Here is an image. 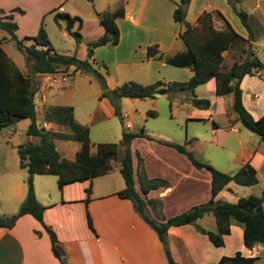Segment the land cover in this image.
I'll list each match as a JSON object with an SVG mask.
<instances>
[{
	"label": "crops",
	"instance_id": "crops-1",
	"mask_svg": "<svg viewBox=\"0 0 264 264\" xmlns=\"http://www.w3.org/2000/svg\"><path fill=\"white\" fill-rule=\"evenodd\" d=\"M28 1V6L25 5L23 9L21 7L13 8L21 9L23 14H25L27 13V7L38 6L36 3L37 0ZM45 1L49 2V0ZM50 1L52 3L47 6L48 9L46 11L49 12L59 7L60 13L66 14V11L61 5L63 0ZM197 2L198 0H191L187 8V23L195 25L198 18L204 12H212L214 10L221 12L230 22L225 10L221 8L222 5L223 7L224 5L231 6L227 0H203L198 11L190 19V12H192L191 10ZM177 4L178 2H173L172 0H123L122 6L111 8L110 12H115L120 9L125 12L124 18L117 20V25L120 30V42L118 45L108 44L97 48L93 60H91L99 72H103L104 69L103 67H98L96 63L97 55L103 58V63L111 62L114 69L113 73H110L109 79L111 78L113 82L117 80V82L115 83L116 87L111 85L110 87H120L117 86L120 79L126 83L135 82L142 86H150L157 82L164 84L174 82L186 83L194 76L192 69L171 66L165 60L147 57V49L155 45L159 47V51L164 59L185 52L186 47L185 45L183 47V42L179 38L184 28L173 20V14L177 8ZM256 6L260 9L259 3ZM0 7H2L1 4ZM132 7L136 8L137 20L131 16L130 9ZM96 9V12L100 13L107 11L102 8ZM162 11L167 13V17H172V23L169 20L167 26L163 25L162 20H164V15ZM40 17H42V14ZM40 17L35 24L33 34H29L31 36L18 38L35 37L41 27ZM148 18L152 25L147 24ZM120 21L128 24L125 31L121 30ZM78 27L79 23H76L73 31H76ZM95 27L97 33L89 39H86V24L82 22L81 32L83 43L80 44V54H76L81 60L87 59L88 45L104 35V28L101 26L98 18ZM253 31L256 41L255 30L253 29ZM18 32H20V29L17 30L16 34ZM239 34L246 39L248 38L247 31L245 35ZM9 40L10 37L7 35L2 41ZM255 41L252 43L253 49ZM120 69L124 70V77L118 74ZM74 74L76 73L72 71L67 73L59 71L54 75L35 76L34 79L37 87L35 102L38 100L46 104L51 96L66 84L69 77ZM216 87V80L213 79L195 90V96L201 99L198 96V90L204 88L205 90L202 92L204 98L202 99L209 97L211 106L208 110H200L192 106V115L187 116V121H211L213 143L224 147L230 139H234L235 144L238 146L232 160H228V163H233L236 166L232 174L238 172L245 165H250L256 169L258 181H264V143L260 141L259 137L253 133V135L242 134L241 131L235 128H227L228 131H225L213 120L214 117L220 115L225 116L229 120L230 125L238 122L237 114L233 110V95L218 96ZM240 89L242 91L244 107L250 115L255 120L263 117L264 77L259 74L247 75L242 80ZM181 94H184L185 97L179 100V105L191 104V94ZM100 95L98 99L101 106H105L109 101L106 99L100 100ZM137 101L140 104H146L145 102L147 100ZM148 101H151L149 105L150 109L155 107L157 99ZM55 107H72L75 117L74 106L55 105L50 106L48 109ZM46 112L44 122L42 124L38 123L41 127L52 133L71 134L69 132L70 130L67 132L69 128L66 126L47 121ZM109 113L115 116L114 109L112 111L110 110ZM75 119L78 122L76 117ZM80 124L83 125L84 123L80 122ZM214 124L217 125L216 129L214 128ZM124 125L126 131L133 128L131 122L125 123ZM29 126L25 128L26 134ZM12 127L2 130L7 131L6 134L9 137V143L5 146L0 145V206L4 208L0 211V218L14 216L15 209L21 207L24 203L28 190L27 179L25 180L24 177V172L28 173V171L27 169L21 168L18 155V147L25 144L14 142V140L18 141L19 139H17V132ZM232 134L237 135L238 138L231 137ZM57 141L64 142L65 154L60 152ZM134 141L131 143V153L133 158L135 189L144 200L147 202L151 201V205L148 204V211L152 216L164 217L161 221H165L171 217L183 214L193 207L206 203L211 199L210 174L208 176H201L200 174L197 176L195 167L188 159L187 162L182 161L171 154H168V156L173 157V160L171 158L165 159V156H162L163 158L155 156L151 164L144 158L142 166H139L134 159V151L132 148ZM54 144L60 156L63 159L71 161L75 160L77 153L82 148L81 143L70 140L55 139ZM91 153L95 154L92 148ZM154 154L156 155V153ZM163 154L166 155L167 153L163 151ZM113 162H116V160H113L111 165ZM117 163L118 165L120 164V162ZM141 171L145 172L148 180H163L168 185L165 188L152 190L145 196L141 191L139 182ZM109 174L92 181L66 185L62 191H58L59 196L57 195V197H54V188L51 187L54 184V180L47 178L51 175H35L33 178L36 199L46 208L44 212V224L56 234L58 240L57 249L66 261V264H166L168 260L157 234L141 219L132 201L123 200L117 196L118 192L125 189V182L124 187L122 183L115 185L109 179ZM37 176L44 177L42 179H36ZM38 182L41 188H44L47 194L46 198L42 196L44 195L42 190L41 198L38 197L36 188ZM232 184L235 183L229 184L216 200L232 203L237 202L239 198L235 201H229L224 197L226 193L230 195L234 194ZM87 190L91 191L89 196ZM88 199L89 203L86 204L85 201ZM88 212L91 216L96 235L88 226ZM207 218H210V216H206L198 224L205 222ZM238 226L237 224L231 226V234L224 236L225 244L226 239L232 238L235 231H238L240 237L243 238V229L241 226ZM216 227L217 231V224ZM168 243L172 257L178 264H218L223 257H228L225 252V246L217 248L214 251L212 249L214 246L209 239L198 233L195 226L191 225L170 228L168 231ZM243 248L244 246L241 245L240 253L244 257H256L259 259L261 251L260 245L250 250ZM0 264H61V262L53 254L51 238L44 226L32 216L26 215L19 218L12 229L0 227Z\"/></svg>",
	"mask_w": 264,
	"mask_h": 264
},
{
	"label": "trees",
	"instance_id": "trees-1",
	"mask_svg": "<svg viewBox=\"0 0 264 264\" xmlns=\"http://www.w3.org/2000/svg\"><path fill=\"white\" fill-rule=\"evenodd\" d=\"M85 1L93 2L94 0ZM227 1L247 31V39L241 36L219 11L204 12L195 25L187 23L186 12L191 0H180L174 11L173 20L184 28L179 38L186 47L185 52L164 59L159 47L155 45L147 49V57L165 60L171 66L192 69L194 76L186 83L164 84L157 82L150 86H142L135 82H129L115 89H109L105 76L96 69L91 60H93L97 48L108 44H119L120 30L117 20L124 18V10L96 12V16L104 28V35L88 45L87 59L85 60L79 59L76 54L67 56L56 52L43 25L35 37L19 39L16 34L18 25L13 21V15H6L0 10V30L9 35L17 49L26 56L31 68L29 75L19 70L2 48L4 42H0V132L12 127L20 120H30L31 124L27 135L39 140L38 144L28 143L18 147L20 166L28 171L27 197L16 215L10 218H0V227L12 229L19 218L26 215L32 216L44 226L49 234L54 256L61 264H66L57 249L56 234L44 224L46 208L36 199L33 178L35 175L56 176L58 187L62 191L66 185L84 183L108 175L112 170L111 162L117 160L119 152L117 144L103 143L99 144L96 153L92 154L90 129L76 121L72 107H55L46 112L47 121L66 126L71 134L52 133L41 127L36 122L35 96L37 87L35 76L54 75L59 71L66 73L72 71L94 76L101 88L100 100H108L114 108L115 116L122 122H124V117L121 112L120 100L124 98L145 101L155 100L161 95L189 93L192 96L193 107L208 110L211 102L208 99H198L195 96V90L215 79L217 95H233V110L237 114L239 122L264 143V116L255 120L250 115L244 107L240 89L245 76L259 74L263 77L264 63L256 57L253 49L252 43L255 41V36L249 23L248 13L239 10L230 0ZM17 10L23 13L20 9ZM216 21H221V28L215 26ZM55 22L76 40L77 45L82 43L80 34L82 20L79 17L73 18L68 14L59 13L55 16ZM76 23H79L78 31H73ZM233 50L238 52L240 61H235L227 69L224 66V54ZM155 115V112H149V116ZM214 128L216 129L217 125L214 124ZM137 138L154 141L153 138L145 134L144 130L140 133H133L129 130L123 133L121 145L124 148V157L120 160V172L125 182V189L118 192L117 196L134 203L138 215L157 234L169 264H178L172 257L168 243V231L173 227L195 226L197 232L206 236L214 247L222 248L225 246L224 236L230 235L231 226L237 224L243 229L245 248L250 250L257 245L264 246V191L260 197L251 195L239 198L235 203L216 200L231 183L239 186L257 185L259 181L255 168L245 165L234 174H225L211 165L199 161L184 145L157 141L159 144L173 148L185 155L197 170H206L211 175V199L208 202L195 206L183 214L158 222L152 218L148 211V204L151 205V201L144 200L135 189L131 143ZM55 139L81 143L82 148L74 161L63 159L60 156L54 144ZM138 159L139 166H142V159L140 157ZM139 182L145 196L152 190L165 188L168 185L163 180H148L144 171H141L139 175ZM90 193L91 191L87 190L88 196ZM85 203L88 204L89 199ZM206 216L214 217L218 226L217 231L208 230L198 224ZM87 222L91 231L96 235L89 212L87 213ZM257 260L256 257H244L238 252L233 257H223L218 264H255Z\"/></svg>",
	"mask_w": 264,
	"mask_h": 264
},
{
	"label": "rangeland",
	"instance_id": "rangeland-1",
	"mask_svg": "<svg viewBox=\"0 0 264 264\" xmlns=\"http://www.w3.org/2000/svg\"><path fill=\"white\" fill-rule=\"evenodd\" d=\"M172 1L178 3L180 2V0ZM202 1L203 0H198V2L192 8V12H190L189 16L190 19L200 8ZM230 1L232 4L236 5L239 10H243L248 13L249 23L255 30L256 35L254 46L255 55L262 63H264V0ZM27 3H29L28 0H0V4L2 6L0 7V10H2L6 15H13V21L17 23L18 30L20 29V32H18L17 34L18 37L24 38L25 36H31L29 34H31L33 30H35V24L42 14V17H40V24L43 25L45 30L47 31L50 41L56 52L67 56L80 54L79 50L81 45H77L76 40L73 37L69 36V34L63 28H60L55 22V16L60 13L59 7H56V9L48 12L46 11L48 9L47 6L52 2L50 0L49 2H46L45 0H37L36 3L38 4V6L27 7V13H20L17 9L20 7L23 9V7L27 5ZM257 3H259L260 9L257 8ZM122 4L123 0H94L93 3L85 0H63L61 5L66 11V14L70 15L73 18L79 17L82 22L86 24L85 37L86 39H89L91 36H94L97 33L95 27L97 23L96 8H102L104 10L111 11L112 7L118 8L122 6ZM230 7L227 5H224V7L223 5L221 6V8L225 10V13L227 14L231 24L236 29V31L245 35V28L243 27L238 16L235 14L232 6ZM130 13L131 16H133L134 19L137 20L138 15L136 13L135 7H132L130 9ZM162 14L164 15V20H162L164 26H167L169 20L172 23V17H167V13H164V11H162ZM147 24H151L149 18ZM120 26L121 30L125 31L128 27V24L121 22ZM215 26L217 28H221V21H216ZM76 31H78V28L76 29ZM80 34L82 35L81 31ZM4 37H7V34L0 30V42ZM27 44L30 43L27 42ZM182 45L184 47L183 43ZM2 48L5 50L8 58L16 65L19 70H21L26 75H29L31 73L30 64L27 62L26 56L17 49L13 41H5L2 44ZM224 55V66L227 69L235 61H240L239 54L235 50L229 51ZM102 59L103 58L100 55H97L96 63L98 64V67H103L104 71L100 73L105 76L108 87L110 89H114L116 87L115 83L117 82V80L116 82H113L111 78L109 79L110 73H113V65L110 61H108L109 63H103ZM123 71V69H120L118 72V74L122 75V77H124ZM109 81L110 83H108ZM124 83L126 82L121 81L120 79V82L117 86H122ZM110 85L115 87H110ZM204 90V88H200L198 90V96L201 99L204 98L202 94ZM100 93V85L94 76L76 73L69 77L68 82L60 87L59 90H57L56 93L51 96L46 104H43L42 102L36 100V122L40 124L44 122L45 112L50 106H74L75 117L77 118L78 122H83V125L88 126L90 129L92 151L94 153H96L97 146L99 144L107 143L118 145L119 152L116 157L117 160L116 162L112 163L113 170L109 174V179H111L112 183H115V185H119L122 183L124 187V180L119 171L120 164L118 165L117 162H120V160L124 157V148L121 145V141L123 138V133L126 132V127L124 124L128 122H131L133 124V128L129 129L130 132L140 133L142 130H144L146 135L154 139V141H148L146 139L139 138L134 141L132 148L134 151V159L135 161H137L138 165L139 157L142 159V164L144 158L149 164H151L152 161H154L155 156H165V159L171 158V160H173L174 158L168 156V154L174 155L182 161H188L185 156L179 154L173 148L163 146L157 142L164 141L184 145L186 149L191 152L199 161L211 165L213 168L222 173L232 174V172H234L236 166L233 163H228V160H232L238 149V146L235 144L234 139H230L226 146L221 147L220 145L213 143V129L211 121L208 122L203 120H191L188 122L187 116L192 115V105L188 103L182 106L179 105V100L185 97L184 94H169L158 96L156 98L157 102L155 107L151 109L149 108L151 101L147 100L145 102L146 104H140V102H138L137 100L126 98L121 99L120 107L122 115L124 117V122H122L118 117L109 113L110 110L112 111L114 109L110 102H107L105 106H101V103L98 99ZM206 99L210 100L209 97H206ZM150 110L152 112H155L156 116H149L148 112ZM213 120H215L225 131H228L227 128H235L241 131L242 134L253 135L242 126L239 120L232 125L229 124V120L225 116L219 115L214 117ZM30 123V120H20L13 125L12 129L17 132V139H19L18 141L14 140L15 143H39V140L37 138L29 137L26 134L25 128H27ZM68 131L69 129L67 130V132ZM6 133L7 131L0 132V145L2 146H5L9 143V137ZM231 137L238 138V136L234 134H232ZM188 142L190 143L187 144ZM63 144L64 142L57 141L60 152L62 154H65ZM163 151L167 154L164 155L165 153L163 154ZM154 153H156V155ZM199 174L201 176H208L209 172L206 170L196 169V175L199 176ZM24 177L25 180L28 179L27 172H24ZM42 177L44 176H37L36 179H42ZM47 178L54 180V184L51 186L52 188H54V197H57V195L59 196L58 191L60 189L58 187V178L56 176H49ZM232 187L234 190L233 195H230L229 193L224 194V197L229 201H235L238 198H246L251 195L260 197L264 191V181H259V183L255 186H239L236 184H232ZM36 188L39 198H41V190L44 193V195L42 196H44L45 198L47 197L44 188H41L39 182L36 184ZM3 209L4 208L0 206V211ZM19 210L20 207L15 209L14 214L16 215ZM152 218L154 220H157L158 222H163V220L161 221V219L164 217L153 215ZM199 225L212 231H216L217 229L216 222L212 216H210V218H207L205 222L199 223ZM241 245H243V238L240 237L238 231H235L232 238L226 239L225 252L228 257L235 256L238 252H240ZM212 249L215 251L217 248L213 247ZM243 249L246 250L245 247ZM260 250L261 251L259 259L255 264H264V246H260ZM166 264L169 263L166 262Z\"/></svg>",
	"mask_w": 264,
	"mask_h": 264
},
{
	"label": "built area",
	"instance_id": "built-area-1",
	"mask_svg": "<svg viewBox=\"0 0 264 264\" xmlns=\"http://www.w3.org/2000/svg\"><path fill=\"white\" fill-rule=\"evenodd\" d=\"M132 19V18H131Z\"/></svg>",
	"mask_w": 264,
	"mask_h": 264
}]
</instances>
